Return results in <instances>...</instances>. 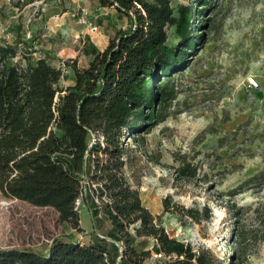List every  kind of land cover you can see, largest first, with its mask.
Instances as JSON below:
<instances>
[{"label": "trees", "instance_id": "trees-1", "mask_svg": "<svg viewBox=\"0 0 264 264\" xmlns=\"http://www.w3.org/2000/svg\"><path fill=\"white\" fill-rule=\"evenodd\" d=\"M98 1L129 25L116 30L103 51L84 42L83 54L91 56L86 67L61 62L73 76L70 86L60 85L67 74L49 62V54L35 56L36 41L20 37L18 29L11 41L0 39V192L52 208L62 223L83 233L75 206L81 199L95 229L79 240L68 233L33 249L0 251V264H214L208 250L171 238L132 183L140 179L135 161L159 162L147 155L145 136L169 117L179 94L173 79L183 77L205 43L203 29L212 27L218 0H186L176 13L171 0ZM169 27L175 46L167 45ZM174 160L176 180L196 178L186 156ZM250 184L264 185V170L228 196ZM162 207L197 224L211 217L207 208L185 209L169 196ZM241 210L228 207L234 219ZM102 218L109 230L98 234ZM137 240H151V249L136 248ZM151 256L162 259L146 263ZM225 264L243 262L231 255Z\"/></svg>", "mask_w": 264, "mask_h": 264}, {"label": "rangeland", "instance_id": "rangeland-1", "mask_svg": "<svg viewBox=\"0 0 264 264\" xmlns=\"http://www.w3.org/2000/svg\"><path fill=\"white\" fill-rule=\"evenodd\" d=\"M27 1L0 0V24L6 40L11 41L18 29L20 37L42 44L35 56L49 54V62L59 67L60 63L50 58H63V52L75 51L80 32H87L74 17L75 2ZM186 3L171 0L174 13ZM217 3L212 27L203 29L205 43L183 77L173 79L179 94L168 111L169 117L145 136L147 155L158 157L159 162L149 163L141 155V160L134 162L139 183L132 185L171 238L190 244L195 251L208 250L214 264H225L231 255L243 264H264V185L250 184L241 193L228 196L264 170V0ZM94 13L91 19L98 27L121 29L129 25L128 19L117 17L116 12L105 16ZM49 23L54 26L53 32L42 37L40 31ZM167 37V45L178 43L173 27L167 29ZM87 60L79 59V66ZM249 76L257 78L259 89L247 90ZM71 80L69 71L60 85L64 87ZM126 142L133 144L127 138ZM180 155L197 168L196 178L190 182L176 180L178 163L174 158ZM168 196L185 209L207 208L210 219L197 224L181 214L164 212L162 201ZM232 204L242 208L236 219L228 212ZM75 206L83 233L62 223L52 208L36 207L0 192V251L33 249L68 233L74 234L75 240L84 238L95 229L81 199ZM108 228L102 218L98 234ZM140 245L148 251L152 241L137 240L134 244ZM161 259L151 256L146 263Z\"/></svg>", "mask_w": 264, "mask_h": 264}, {"label": "crops", "instance_id": "crops-1", "mask_svg": "<svg viewBox=\"0 0 264 264\" xmlns=\"http://www.w3.org/2000/svg\"><path fill=\"white\" fill-rule=\"evenodd\" d=\"M88 1L89 2L87 3V5L89 6L90 10H93V11H90L91 15L95 14L94 12H97V13H99L100 16L101 15L105 16V15H108L110 13L116 12L115 8L113 6H111V7H103V6H101L99 4L98 0H88ZM41 11H44V8H42ZM116 15H117V13H116ZM39 16L41 17L42 15H39ZM94 22H95V20H94ZM96 25H97V23H96ZM53 27L54 26L51 23L46 24L45 26H43V29L40 31V33H42V37H45L46 35H48V37H49L50 34H51L50 31L53 32ZM106 27H108V25L104 26V28H101L99 26L98 29L100 31L97 34H89L86 31L85 32L81 31L80 32L81 36H78V37H80L79 38L80 40L78 41L76 50L73 51V52H68V51L67 52H63V55H64L63 58L57 56L59 62L61 63V62L67 61V60H76L77 66L80 67L79 66V63H80L79 59L87 57L88 58L87 63L84 66H82V67H86L88 65V63L90 62V60H91V56L83 54L82 48H83L84 42H88L89 44L93 45L97 50L103 51L106 48V46L108 45L109 38L114 35L116 30L120 29V28H116V27L115 28L111 27V28L107 29ZM125 28H121V29H125ZM40 29H41V27H40ZM41 47H42V44L41 43L40 44L37 43L38 52H39V48H41ZM73 82H74V79H73V76H72V80L66 86L72 85Z\"/></svg>", "mask_w": 264, "mask_h": 264}, {"label": "built area", "instance_id": "built-area-1", "mask_svg": "<svg viewBox=\"0 0 264 264\" xmlns=\"http://www.w3.org/2000/svg\"><path fill=\"white\" fill-rule=\"evenodd\" d=\"M75 2V13L74 17H76V21L79 25L84 26L87 29L89 34H97L99 32L98 26L91 19V12L89 8L86 6V0H74ZM7 35H4V29L0 24V39H6ZM59 67L61 68L63 74H67L68 70L60 63ZM246 88L248 91H254L260 88L259 82L256 77L249 76L246 78ZM264 100V95H263Z\"/></svg>", "mask_w": 264, "mask_h": 264}]
</instances>
